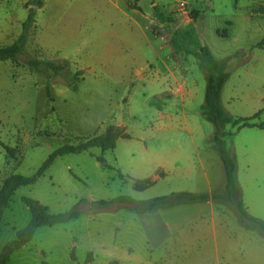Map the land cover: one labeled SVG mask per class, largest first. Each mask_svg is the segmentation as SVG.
Listing matches in <instances>:
<instances>
[{
	"label": "rangeland",
	"instance_id": "1",
	"mask_svg": "<svg viewBox=\"0 0 264 264\" xmlns=\"http://www.w3.org/2000/svg\"><path fill=\"white\" fill-rule=\"evenodd\" d=\"M49 1L58 2L64 14L86 18L93 38L115 0ZM87 1L92 6L85 9ZM178 1L140 0L164 19L147 29L141 20L142 30L137 27L139 51L153 67L132 82L102 75L98 66L87 71V58L98 52L94 39L84 47L80 40L53 42L74 57L65 60L69 68L63 74L0 59V251L30 220L22 196L52 213L80 211L77 218L39 226L6 264H211L216 247L220 264H264V235L242 225L226 202L143 209L156 196L223 185L222 161L211 141L214 126L204 109L211 65L205 50L218 61L216 70L229 74L221 102L230 114L251 116L264 106V13L254 11L264 0H186L185 10L176 8ZM24 2L0 0V46L22 32L29 12ZM34 33L32 25L19 62L27 54L51 55L40 46L47 41L35 40ZM175 76L182 83L179 91ZM262 119L264 112L255 121ZM225 132L236 157L241 200L249 214L264 221V129L227 124ZM94 137L115 147L53 154L90 144ZM147 178L153 181L147 188H134ZM118 196L133 202L112 201ZM199 226L207 228L196 233Z\"/></svg>",
	"mask_w": 264,
	"mask_h": 264
},
{
	"label": "trees",
	"instance_id": "2",
	"mask_svg": "<svg viewBox=\"0 0 264 264\" xmlns=\"http://www.w3.org/2000/svg\"><path fill=\"white\" fill-rule=\"evenodd\" d=\"M43 0H29L27 4L41 6ZM254 11H259L264 13V5L257 6ZM198 12L196 10L191 11L192 19L198 17ZM34 22V10L30 8L29 13L22 23V32L17 36V38L10 44L0 46V59H10L16 63H23L27 65L30 69L42 70L48 69L54 74H63L65 70L69 68V63L65 60L60 59H50V58H36L30 57L28 54L23 55L22 61L19 62V55L24 52L25 45L27 42L28 31ZM264 43V38L260 42ZM205 53L211 62L207 73V81L205 88V99H204V109L208 120L214 126V132L211 138L214 148L219 153V156L223 165V185L213 191L209 192H191V191H177L172 192L167 195L156 196L147 201L143 206L144 210H154L160 207L169 206L171 204L190 202V201H203V200H217L221 202H226L230 204L239 214L240 222L247 228H257L261 234L264 235V221L258 217L249 214L241 200L240 189L236 176L237 162L236 157L232 149L226 146L224 136L225 126L227 124H232L236 129H241L244 127H258L264 128V120L255 121L262 112L264 107L260 108L258 111L253 113L251 116H238L235 117L230 114L222 105L221 102V92L225 82L227 81L229 74L227 72H222L216 70L218 67V61L214 60L211 54L205 50ZM128 136V135H126ZM100 137H94L89 140L90 144H81V146L73 147H61L54 151V155H61L63 153L86 150L88 147L100 146L102 150L107 149V147L113 149L115 143L108 146H104L99 143ZM97 160L104 167H108L102 156H98ZM49 158H47L40 168L38 169V174H41L43 169L49 164ZM121 175V174H120ZM122 176V175H121ZM27 181V182H26ZM24 184L30 183V180H26ZM140 181V182H139ZM153 181L151 179H142L135 182L134 188L138 190H143L147 188ZM22 185V184H20ZM19 186V185H17ZM22 201L29 207L31 211L30 220L27 225L16 232V237L8 241L0 251V264H6L13 252L19 249L22 245L27 244L32 238L39 226L42 225H52L56 222H64L72 218H77L80 215V211L74 208L67 212L52 213L49 208L40 203L34 198L29 196H22ZM112 201L127 202L132 203L133 200L126 196H118ZM106 203L105 201H102ZM1 222V215H0ZM90 254V253H89ZM74 258V253H71Z\"/></svg>",
	"mask_w": 264,
	"mask_h": 264
},
{
	"label": "crops",
	"instance_id": "3",
	"mask_svg": "<svg viewBox=\"0 0 264 264\" xmlns=\"http://www.w3.org/2000/svg\"><path fill=\"white\" fill-rule=\"evenodd\" d=\"M28 1L25 0L24 6L27 5ZM96 3L97 1L92 4L95 6ZM101 4H103L102 1ZM88 6H92L89 1L85 3V9ZM152 6L155 7L156 4L153 3ZM97 7L103 9L99 7V3ZM30 8L35 10L34 38L40 42L47 41L40 46L51 53L48 57L50 59H54L60 51L62 52L59 55L60 59L70 60V58H74L68 54L69 51L55 47L53 42L68 45L70 42L80 40V47H84L86 42L94 39L98 52L95 56L87 58V61L91 62L86 66L87 71L98 66L102 75L109 76L111 79L122 80V82H126V80L132 82L136 78H141L144 73L148 76L153 67L150 57L145 52L139 51L142 46L138 42L137 27H140L141 20H145L147 24L143 29L150 28L151 23L159 22L161 18L164 19V14L160 11L152 12L147 6L141 7L140 0H115L113 7L103 13V19L96 25V34L93 38L92 33L89 34L91 27L89 21L86 18L83 19L82 15L73 17V13L64 14L58 2L43 0L41 6L31 4L26 6V10L29 11ZM169 11L173 13L174 9H169ZM186 19L191 18L186 16ZM10 28L7 27L6 29L9 30ZM7 30L3 29L4 32H8ZM71 53L75 55L74 50ZM174 79L176 84L174 90L179 91L182 88V83L176 76ZM207 201L211 207L213 200ZM245 205L248 207L247 204ZM211 214L213 216V209ZM206 228L199 226L196 233H201ZM213 229L215 231V226ZM224 245H226V237ZM211 257V264H220L217 247L212 251Z\"/></svg>",
	"mask_w": 264,
	"mask_h": 264
},
{
	"label": "built area",
	"instance_id": "4",
	"mask_svg": "<svg viewBox=\"0 0 264 264\" xmlns=\"http://www.w3.org/2000/svg\"><path fill=\"white\" fill-rule=\"evenodd\" d=\"M187 5L186 0H179L176 8L179 10H185V6Z\"/></svg>",
	"mask_w": 264,
	"mask_h": 264
}]
</instances>
